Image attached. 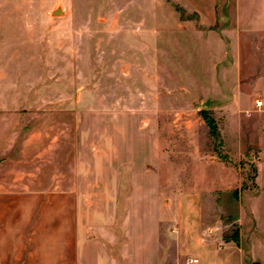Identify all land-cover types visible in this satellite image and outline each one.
<instances>
[{
	"label": "rangeland",
	"instance_id": "374dc122",
	"mask_svg": "<svg viewBox=\"0 0 264 264\" xmlns=\"http://www.w3.org/2000/svg\"><path fill=\"white\" fill-rule=\"evenodd\" d=\"M187 18L170 0H0L2 157L21 161L17 172L54 173L79 139L82 172L105 173L159 135L162 197L172 183L178 197L212 194L210 209L228 211L214 212L230 225L224 240L238 231L234 205L262 192L250 204L263 220L264 84L248 41L239 53L223 46L210 33L224 22L169 36ZM262 223L250 253L264 264Z\"/></svg>",
	"mask_w": 264,
	"mask_h": 264
},
{
	"label": "crops",
	"instance_id": "0c3cea01",
	"mask_svg": "<svg viewBox=\"0 0 264 264\" xmlns=\"http://www.w3.org/2000/svg\"><path fill=\"white\" fill-rule=\"evenodd\" d=\"M170 1L189 18L179 29L168 27L169 36L204 37L226 23L210 34L237 53L246 39L255 84H264V0ZM1 85L0 73V119ZM141 140L138 157L119 164L111 160L105 173L82 172L86 163L79 139L68 148L71 162L65 165L63 154L58 166L52 164L57 172H17L21 161L9 153L2 157L0 120V264H187L188 258L196 264H261L250 252L264 218L250 203L263 192L234 205L231 216L240 243L226 242L224 230L230 225L222 216L215 220L221 208L214 199L210 209L212 194L189 189L178 197L172 183L162 197L159 135ZM213 181L221 188L228 182L223 173Z\"/></svg>",
	"mask_w": 264,
	"mask_h": 264
},
{
	"label": "trees",
	"instance_id": "16d2710c",
	"mask_svg": "<svg viewBox=\"0 0 264 264\" xmlns=\"http://www.w3.org/2000/svg\"><path fill=\"white\" fill-rule=\"evenodd\" d=\"M239 238H240L239 232L235 231L232 236L225 238V241L226 242L233 241V242L239 243Z\"/></svg>",
	"mask_w": 264,
	"mask_h": 264
},
{
	"label": "built area",
	"instance_id": "2783aa9c",
	"mask_svg": "<svg viewBox=\"0 0 264 264\" xmlns=\"http://www.w3.org/2000/svg\"><path fill=\"white\" fill-rule=\"evenodd\" d=\"M257 105L258 106H261L262 103L261 102H258ZM187 264H196V260L195 259H188Z\"/></svg>",
	"mask_w": 264,
	"mask_h": 264
},
{
	"label": "water",
	"instance_id": "95a60500",
	"mask_svg": "<svg viewBox=\"0 0 264 264\" xmlns=\"http://www.w3.org/2000/svg\"><path fill=\"white\" fill-rule=\"evenodd\" d=\"M61 14V11H59V10H57L56 12H55V15H60Z\"/></svg>",
	"mask_w": 264,
	"mask_h": 264
}]
</instances>
